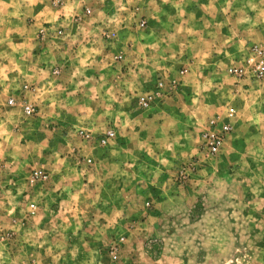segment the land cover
<instances>
[{"label":"rangeland","instance_id":"rangeland-1","mask_svg":"<svg viewBox=\"0 0 264 264\" xmlns=\"http://www.w3.org/2000/svg\"><path fill=\"white\" fill-rule=\"evenodd\" d=\"M17 4L0 5V262L264 264V0Z\"/></svg>","mask_w":264,"mask_h":264},{"label":"built area","instance_id":"built-area-1","mask_svg":"<svg viewBox=\"0 0 264 264\" xmlns=\"http://www.w3.org/2000/svg\"><path fill=\"white\" fill-rule=\"evenodd\" d=\"M144 24H142L143 26ZM48 31L50 29H47ZM46 30V31H47ZM57 32L59 34H62L64 31L62 28H59L57 30ZM264 54V53H263ZM56 73L59 72V70L57 69L55 71ZM264 75V56H262V58L260 59L259 63L257 64V76H261ZM150 99L151 96H143L140 99V104L141 107H147L148 105H150ZM13 100H11L12 102ZM25 111L27 113H31L32 112V107L31 105H25ZM234 111L235 109L233 107H230L228 109V122H226L223 126V128L221 129L220 132L217 133H211V139H210V149L212 152H217L224 144L228 133L230 132V130L232 129V117L234 115ZM114 133L112 131L109 132V135H113ZM40 171H35L34 175H33V179L40 177L39 174Z\"/></svg>","mask_w":264,"mask_h":264},{"label":"crops","instance_id":"crops-1","mask_svg":"<svg viewBox=\"0 0 264 264\" xmlns=\"http://www.w3.org/2000/svg\"><path fill=\"white\" fill-rule=\"evenodd\" d=\"M11 1V5L13 6V8H8V13L11 14V15H15L17 12H18V2L19 0H10ZM0 5H3V0H0ZM178 14V13H177ZM205 24V22H204ZM2 29H4L3 27H1Z\"/></svg>","mask_w":264,"mask_h":264},{"label":"clouds","instance_id":"clouds-1","mask_svg":"<svg viewBox=\"0 0 264 264\" xmlns=\"http://www.w3.org/2000/svg\"><path fill=\"white\" fill-rule=\"evenodd\" d=\"M57 2H59V0H57ZM0 264H2V262H0Z\"/></svg>","mask_w":264,"mask_h":264}]
</instances>
